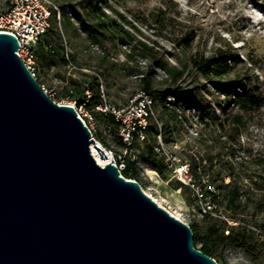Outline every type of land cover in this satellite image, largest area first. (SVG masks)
I'll return each instance as SVG.
<instances>
[{"label": "rangeland", "instance_id": "obj_1", "mask_svg": "<svg viewBox=\"0 0 264 264\" xmlns=\"http://www.w3.org/2000/svg\"><path fill=\"white\" fill-rule=\"evenodd\" d=\"M52 1L58 13H52L44 42L36 47V78L55 101L73 104L94 126V137L113 153L125 147L115 124L99 113L97 94L112 106H126L132 95L144 89L150 52L180 66L177 58L190 64L197 52L210 54L231 47L229 55L236 62L231 74L216 85L189 66L182 84L188 88L195 79L198 89L174 94L165 81L166 71L156 68L154 95L160 123L149 131L147 140L140 137L134 142L135 165L127 166L137 173L133 179L146 193L189 225L208 223L203 220L205 200L196 188L217 190L222 180L230 181L228 162H234L242 192L254 189L249 175L264 174L262 167L250 162L252 157L264 158V0H72L65 14L60 10L66 0ZM9 2L0 0V11ZM93 5L97 13L91 12ZM79 15L94 24L92 33L82 28ZM162 142L189 164L190 182L182 181L175 166L156 150ZM148 145L161 169L148 159ZM151 168L157 174L149 172ZM212 216L218 223L225 221L221 215ZM236 218L245 219L256 232L253 239L247 249L240 243L217 244L220 257L215 259L219 264H264V235L252 227L264 224V213L249 207ZM196 247L201 249L200 244Z\"/></svg>", "mask_w": 264, "mask_h": 264}, {"label": "water", "instance_id": "obj_2", "mask_svg": "<svg viewBox=\"0 0 264 264\" xmlns=\"http://www.w3.org/2000/svg\"><path fill=\"white\" fill-rule=\"evenodd\" d=\"M0 32V264H219L192 227L108 158Z\"/></svg>", "mask_w": 264, "mask_h": 264}, {"label": "trees", "instance_id": "obj_3", "mask_svg": "<svg viewBox=\"0 0 264 264\" xmlns=\"http://www.w3.org/2000/svg\"><path fill=\"white\" fill-rule=\"evenodd\" d=\"M92 1H96V0H92ZM69 4H73L72 0H66L63 3H61L60 12L65 14V11L69 6ZM101 10L102 9H100V11ZM53 12L57 15L58 10L52 7V13ZM91 12L92 13L98 12L94 5L91 6ZM65 18L68 21L70 20L69 15L65 16ZM78 21L82 25V28L84 30L88 31L89 33H92V27L94 24L91 21H89L85 16L82 15L78 16ZM116 25L117 24L113 26L116 28L117 27ZM230 48H228V50H224L223 48H217L214 52L210 54L197 52L190 57V64L184 63L182 60L177 58V61L180 63V66L176 64H171L170 61L165 57L156 56L155 52H150L149 54L150 74L145 75L144 85H143L144 89L141 90H144L147 93H149L154 98L156 105V96L154 95L156 90L154 88V83L157 80V78L154 75L156 74L157 67L163 68L168 74V76L165 78V81L169 82L170 85L173 87L172 92L174 94L185 92L187 91V89H194V90L198 89L199 85L195 84V79H192L186 85V86L191 85L188 86V88H184L182 84L184 82L185 71L189 66L195 68L196 71L198 72V75H202L210 83L216 85L218 79L223 80L231 74L233 64L236 62L235 60H232V56L229 55ZM149 49L153 51L154 48L149 47ZM243 87H245L244 84H242L241 88ZM94 99L96 100L97 105L104 102L103 96H101L100 93L97 94V96H95ZM249 99L253 103V96H250ZM99 113L105 118H108L111 122H113V124H115L116 130L119 135L120 124L115 120L114 115L102 111H100ZM157 118H158V113H157ZM157 126H158L157 121L156 122L153 121L149 129L146 131V138L144 139V141L149 138V134H150L149 131L153 127H157ZM119 139L121 144L124 147H128L129 150L132 152L131 150L132 146L134 142L140 140V135L138 131H134L132 133V141L129 146H127L123 142L120 135H119ZM147 154H148V159L151 162H153L156 167L160 168V166L156 164V152L154 148L150 145L147 146ZM131 156L132 153L127 155L125 158L126 167L123 169V175L127 178L133 179L136 178L137 173L135 171H132L130 166H127V163L128 164L132 163L133 165H135V162L132 160ZM250 162L252 164L262 167V169L264 170V158L252 157L250 158ZM210 168L213 169L212 166ZM228 169L233 176L230 181L222 180V185L215 191H211L209 188H207V193L212 197V201L214 202V204L220 205L221 207H223L224 210L230 212L233 218H236V214H243L245 211L248 210L249 207H253L256 212L264 213V174L257 171L252 172L249 175V178L252 180L254 189L251 192L244 193L241 190L242 186L240 185L239 180L237 179V175L234 172V162L232 163L228 162ZM212 183L217 184L215 180H212ZM203 220L207 221L208 223L204 225L203 223L196 221L190 225L195 234V246L200 244L201 250H203L206 254L214 258L220 257L216 251L217 244L222 242H226L231 245L240 243L243 249H247L248 240L253 239L254 234L256 233L250 228L249 224L243 218L241 220L244 223H241V220L239 221L237 220L238 221L237 224L227 225L228 223L226 221H223L222 223H218L214 219L212 214L205 213V215L203 216ZM252 227L258 228L259 230L262 231L264 229V224L261 225L254 224V226ZM203 228H204L203 231L204 234H201Z\"/></svg>", "mask_w": 264, "mask_h": 264}, {"label": "built area", "instance_id": "obj_4", "mask_svg": "<svg viewBox=\"0 0 264 264\" xmlns=\"http://www.w3.org/2000/svg\"><path fill=\"white\" fill-rule=\"evenodd\" d=\"M52 7L58 9L52 0H10L8 7L0 11V32L11 33L18 38L20 44L18 54L35 77L37 76L35 67L36 47L44 42L43 39L49 31ZM97 108L102 112L114 115L115 120L120 124L119 135L127 146L131 144L134 131H138L140 137L145 139L146 131L152 122L160 123L157 118L155 100L144 90H139L132 95L124 107L117 108L105 100L97 105ZM88 126L93 132L94 126ZM156 150L161 152L165 159L175 166L182 181H191L189 164L180 155L169 152L163 142L158 144ZM130 153L132 152L128 147L119 153L112 152V158L109 162H112L113 159L120 170H123L126 167L125 158ZM209 189L215 191L213 187H209ZM196 193L200 199L205 200L203 206L205 213L221 215L225 221L231 224L238 223L235 218L230 216V212H226L228 213L226 214L222 210H217L212 197L203 188L197 187ZM253 229L264 235V232L258 228L253 227Z\"/></svg>", "mask_w": 264, "mask_h": 264}, {"label": "bare ground", "instance_id": "obj_5", "mask_svg": "<svg viewBox=\"0 0 264 264\" xmlns=\"http://www.w3.org/2000/svg\"><path fill=\"white\" fill-rule=\"evenodd\" d=\"M98 142H99V144H102L100 141H98ZM105 150H106V154L108 155V158L103 160V158L98 153L96 148L92 147V151H93L94 156L96 157L98 162L102 165H105L106 163H108L112 158V152L110 150H108L107 148H105ZM149 172H151L152 174H157V171L155 169H152V168L149 170Z\"/></svg>", "mask_w": 264, "mask_h": 264}]
</instances>
